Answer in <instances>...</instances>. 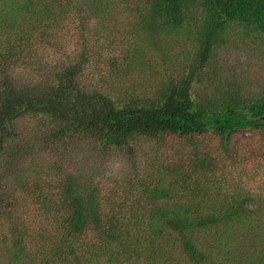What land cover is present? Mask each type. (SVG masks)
Returning a JSON list of instances; mask_svg holds the SVG:
<instances>
[{"label":"trees","instance_id":"16d2710c","mask_svg":"<svg viewBox=\"0 0 264 264\" xmlns=\"http://www.w3.org/2000/svg\"><path fill=\"white\" fill-rule=\"evenodd\" d=\"M91 22L97 55L64 53ZM233 31L264 55V0H0V264H264V80L220 72Z\"/></svg>","mask_w":264,"mask_h":264},{"label":"rangeland","instance_id":"374dc122","mask_svg":"<svg viewBox=\"0 0 264 264\" xmlns=\"http://www.w3.org/2000/svg\"><path fill=\"white\" fill-rule=\"evenodd\" d=\"M83 15V14H82ZM84 16V15H83ZM127 24V22H126ZM83 28V36H80L81 31L78 29L76 31L75 34H77V37H73L72 40H70L71 34L68 38V42L66 44V46L63 48L64 53H67L69 51H67V49H72L75 48L77 45L80 46L81 48H86V52L90 53L92 52L93 54H96V50H97V46H90L89 44L92 42L89 40L88 38V33L92 31L93 27V23H85V25H81ZM119 27V26H118ZM118 32L117 29L114 30V32ZM75 32V31H74ZM74 34V33H73ZM80 38V39H79ZM80 40V42H78ZM111 40V38H110ZM106 41H109L106 39ZM116 41V40H115ZM168 47L170 48L171 52L173 54H177V52H183V49H185L188 46V40L183 37V36H177L176 38L171 37L170 42L167 43ZM151 49L153 47H150ZM149 48V49H150ZM253 49V50H251ZM83 50V49H82ZM42 54V51H39ZM55 53L60 54L61 50L56 51ZM53 50H50L49 55L50 58L52 60H56L57 57L55 55ZM153 54V51H146V62L148 60L150 61H154V59L151 58ZM172 54V55H173ZM106 58V55H104L101 59H98V57L94 56L92 58H90L89 62L87 63V65L84 68V72L83 75L84 77H90L92 75H96L95 70L97 67H100L103 65L104 60ZM214 59L217 61L218 64V68L220 69V72H224L226 74H231L232 70H234L235 68H237V70H239V67L242 68L243 70H246L247 66L249 67V65H251L252 63L255 62L256 65H254V75H256L257 77L260 78V83L262 82V80H264V55L261 52H256L255 50V41H250L248 39H243L239 36V34L236 33V31H233L230 33L229 39L227 41V43L220 47L215 54ZM238 61V62H237ZM253 65H251L252 67ZM223 74V73H221ZM220 74V75H221ZM220 75L217 76V79L220 78ZM132 78V77H131ZM30 122V120L28 121ZM243 136V135H242ZM254 142H256V138H249V144H254ZM78 151H74V157L77 156ZM95 156V158H93ZM94 156H89L88 160L83 157L81 160V164L79 158H75L74 162H75V166L80 165V171L83 173H81V175H90L92 174L95 170H96V164H100L102 167L104 166L106 159H102L97 155ZM111 157L116 158L117 156L115 154H112ZM126 158V157H125ZM124 159V158H123ZM111 160V159H109ZM118 160V159H115ZM249 163L251 162H247L244 166V170L246 171V169H248L247 167L250 165ZM254 163H256V161L252 162L251 165H253ZM264 167V166H261ZM75 172H77V167L74 169ZM233 174H238L237 170L233 171ZM243 174H245V172H242ZM262 171L258 173L257 176L261 177V180H263V175H261ZM248 174V173H246ZM245 175H243L242 178H244ZM256 180L260 181L259 178H256ZM262 229L264 230V226H262Z\"/></svg>","mask_w":264,"mask_h":264}]
</instances>
